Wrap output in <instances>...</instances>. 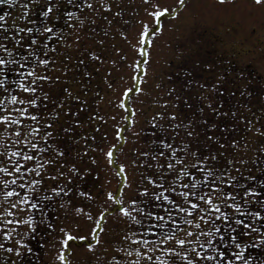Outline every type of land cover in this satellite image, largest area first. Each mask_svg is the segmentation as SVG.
<instances>
[{"label":"snow or ice","instance_id":"6c2138e0","mask_svg":"<svg viewBox=\"0 0 264 264\" xmlns=\"http://www.w3.org/2000/svg\"><path fill=\"white\" fill-rule=\"evenodd\" d=\"M188 4L0 0V264H264V45Z\"/></svg>","mask_w":264,"mask_h":264},{"label":"rangeland","instance_id":"374dc122","mask_svg":"<svg viewBox=\"0 0 264 264\" xmlns=\"http://www.w3.org/2000/svg\"><path fill=\"white\" fill-rule=\"evenodd\" d=\"M161 3L162 6L170 8L176 6V0H161ZM2 7L0 14L8 10L6 5ZM249 9L252 11L249 12ZM13 14L15 15V12ZM175 23L178 25L177 32H166V36H173L174 39L179 37L178 43H183L188 38L199 41L202 51L209 55L223 53L237 59H251L259 54L261 46L264 45V40L261 39L264 37V15L259 8L252 5L251 0H237L235 6L230 3L224 7L217 5L216 0H189V4L181 11L180 19ZM253 23L259 29L258 32H249ZM167 24L168 20H165L166 27ZM234 41L244 43L237 44L238 50L225 47ZM117 43L120 42L117 41ZM165 54L172 53L166 51ZM112 186L115 187V180ZM80 234H87L86 225L85 230ZM73 264H76L75 254Z\"/></svg>","mask_w":264,"mask_h":264},{"label":"flooded vegetation","instance_id":"af4514ba","mask_svg":"<svg viewBox=\"0 0 264 264\" xmlns=\"http://www.w3.org/2000/svg\"><path fill=\"white\" fill-rule=\"evenodd\" d=\"M3 7H1V10H2Z\"/></svg>","mask_w":264,"mask_h":264}]
</instances>
